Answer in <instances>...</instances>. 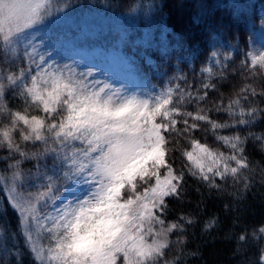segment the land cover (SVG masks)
I'll list each match as a JSON object with an SVG mask.
<instances>
[{"label":"snow or ice","instance_id":"obj_1","mask_svg":"<svg viewBox=\"0 0 264 264\" xmlns=\"http://www.w3.org/2000/svg\"><path fill=\"white\" fill-rule=\"evenodd\" d=\"M58 10L53 0H0V50L7 55L15 53L21 43L26 44L28 66L21 67L18 74L0 75V114L7 121L0 128V148H6L8 159L13 161L8 165L10 178L0 176L5 181L0 190L8 193L10 205L18 212L24 241L38 264H47L49 257L57 264H179L180 254L169 260L167 251L175 244L179 253L183 236L177 235L175 241L170 237L183 233L185 223L191 225L193 221L187 215L175 221L166 218L168 199L181 200L185 191V171L174 169L168 153L182 151L191 162L187 172L210 189L221 187L217 178L226 181L229 177L234 183L242 180L247 189L249 175L242 173L254 172L255 166L246 155L245 145L251 138L260 142L264 151V133L216 135L228 146L229 154L210 149L193 138V133L208 130L199 122L213 132L250 128L264 116V108L255 106L250 97L264 98V91L257 93L245 86L226 106L222 101L213 103L194 115L173 106L171 87L150 101L125 95L123 86L90 80L92 69L77 73L68 65L49 63L44 55H39L37 62L35 35ZM44 35L47 37V32ZM246 55L251 57L253 68L258 65L264 69V52ZM202 70L212 72L211 68ZM215 88V84H203V94L196 99L205 100L207 89ZM176 89L181 102L191 99V92L180 85ZM9 91L13 97L22 98L23 110H13L4 103ZM33 107L42 114H31ZM213 111L227 113L229 120L218 123L208 114ZM175 117H182V127H177ZM17 134L22 142L31 141L33 146L41 143L42 151H25L15 139ZM181 137L189 139L193 151L180 149ZM17 154L37 160L52 154L53 174L38 168L35 174L25 175L21 159H15ZM29 176L42 181L36 187L43 191H18ZM68 182L88 184L92 190L83 198L61 203L55 208V216L50 212L41 216L40 207L47 208L49 200L55 204L64 191H71L70 186L64 187ZM49 222L52 227L47 231L54 247L45 250L33 238V227L42 230ZM211 227L212 223L205 224L206 229ZM259 232L264 233V227ZM239 239L243 241L245 236ZM259 260L264 264V250Z\"/></svg>","mask_w":264,"mask_h":264},{"label":"trees","instance_id":"obj_2","mask_svg":"<svg viewBox=\"0 0 264 264\" xmlns=\"http://www.w3.org/2000/svg\"><path fill=\"white\" fill-rule=\"evenodd\" d=\"M53 4L59 10L48 18L45 27L55 28L67 23L73 28L80 27L81 32L92 39L107 34L115 27L125 29L126 40L122 48L131 63L127 72L140 97L151 101L154 95L171 87L174 89L173 106L195 115L197 110H207L213 103L222 101L226 106L229 98H236L245 86L254 88L257 93L264 91V69L258 65L253 68L251 59L246 55L250 48L246 19L235 14L233 5L227 0L224 3L214 0H53ZM0 67L2 75L9 72L18 74L21 65L0 50ZM206 68L212 69L211 74L202 70ZM205 83L215 84L216 88L207 89L208 96L198 101L196 96L203 94L202 85ZM176 85H180L185 92H191V99L181 102ZM250 101L264 108V98L259 95L250 97ZM4 103L13 110L25 108L22 98L13 97L11 91ZM29 111L33 115L42 114L34 107ZM208 114L218 123L229 120L225 112ZM2 116L0 114V128L7 123ZM175 118L178 120L177 127H182L179 123L182 117ZM189 120L191 122V118ZM199 123L208 130H196L193 138L225 154H229L230 149L223 141L217 140L216 135H232L234 132L247 135L249 131L264 133V116L250 128L241 126L216 132L204 122ZM15 139L25 151L43 149L41 143L33 146L31 141H20L18 134ZM245 147L246 155L255 166L254 172L242 173L249 175L247 189L242 180L234 183L231 177L226 181L217 178L221 187L210 189L187 172L191 162L182 155V151L168 153L174 169L183 168L185 171V191L181 200L168 199L166 218L175 221L179 216L187 215L193 221L191 225L185 223L183 233L171 235L172 241L177 235H182L184 242L179 253L176 245H172L167 251L169 260H175L180 254L179 264H260L259 258L264 250V233L259 232L260 227H264V151L261 150V143L251 138ZM180 149L193 151L189 139L180 138ZM8 156L7 149L0 148V176L10 178L8 165L13 161ZM15 159H21L25 175L35 174L38 168L42 172L47 170V175L53 174L52 154L39 160L23 159L17 154ZM40 183L42 181L29 176L18 191L37 193L43 190L36 187ZM206 223H212V227L206 229ZM241 235L245 236L243 241L239 239ZM0 264H38L24 241L18 214L2 190Z\"/></svg>","mask_w":264,"mask_h":264},{"label":"rangeland","instance_id":"obj_3","mask_svg":"<svg viewBox=\"0 0 264 264\" xmlns=\"http://www.w3.org/2000/svg\"><path fill=\"white\" fill-rule=\"evenodd\" d=\"M225 1L214 0L216 3H224ZM227 2L233 5L235 14L238 16L243 15L246 19L247 31L250 34L248 53L259 54L264 52V23H261V21H264V0H227ZM45 32L48 34L47 37L44 35ZM125 40L126 31L123 27H115L107 34L92 39L90 35L82 33L80 27L75 26L73 28L66 23L55 28L41 26V30L36 33L33 42L37 45V55L35 57L37 62H39V55H44L49 63L61 67L68 65L77 73L92 69L93 74L89 77L90 80L107 81L116 88L123 86L125 95L135 94L140 97L137 94V87L131 82L127 72L131 63L127 52L122 48V43ZM2 47L0 45V48ZM25 47L26 44L21 43L16 47L15 53H8L21 67L28 66L24 57ZM27 50L31 51V48L29 47ZM249 58L251 59V57ZM32 67H35V65H32ZM0 69L2 70L1 67ZM1 70L0 75H2ZM76 144L79 146V142H76ZM0 182L3 186L4 182L1 179ZM69 186L71 191H64L55 204L49 200L47 208H39L41 216L49 212L55 216V208L60 207L61 203L67 204L73 197L83 198L92 190L90 185L83 183L77 185L68 182L67 185H64L66 188ZM3 192L8 201V193ZM42 203L43 201H41ZM51 227L50 222L42 230H35V227H33V238L38 245L44 246L45 250L54 247L51 234L47 231ZM47 264H57V262L49 257Z\"/></svg>","mask_w":264,"mask_h":264}]
</instances>
